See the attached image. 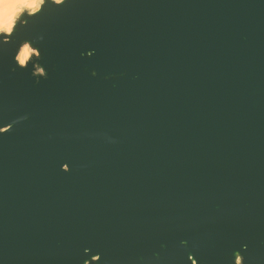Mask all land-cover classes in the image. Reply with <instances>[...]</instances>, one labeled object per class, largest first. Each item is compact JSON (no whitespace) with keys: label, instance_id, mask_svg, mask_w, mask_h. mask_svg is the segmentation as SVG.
I'll list each match as a JSON object with an SVG mask.
<instances>
[{"label":"water","instance_id":"water-1","mask_svg":"<svg viewBox=\"0 0 264 264\" xmlns=\"http://www.w3.org/2000/svg\"><path fill=\"white\" fill-rule=\"evenodd\" d=\"M0 264H264V0L22 9L0 31Z\"/></svg>","mask_w":264,"mask_h":264},{"label":"bare ground","instance_id":"bare-ground-1","mask_svg":"<svg viewBox=\"0 0 264 264\" xmlns=\"http://www.w3.org/2000/svg\"><path fill=\"white\" fill-rule=\"evenodd\" d=\"M34 1L32 0H0V23L6 22L7 25L13 20V12L18 8L20 5H29L33 6ZM36 10V9H35ZM10 28H7L8 32ZM29 56V49L27 46L21 48L17 59L19 63H24V61Z\"/></svg>","mask_w":264,"mask_h":264},{"label":"rangeland","instance_id":"rangeland-1","mask_svg":"<svg viewBox=\"0 0 264 264\" xmlns=\"http://www.w3.org/2000/svg\"><path fill=\"white\" fill-rule=\"evenodd\" d=\"M32 1L35 2L33 6H29V5H28V6H27V5H20V6H18V8H17V9L13 12V14H12V15H13V19H14V17H15L19 12H21L22 9H24V8H26V9H28V10H30V11H34L35 9H37L40 0H32ZM12 22H13V20L10 22L9 25H7L6 22L0 23V31L8 32L7 28H9V27L12 26ZM25 46H26V45H25ZM23 47H24V46H23ZM20 64H21V63H20ZM22 64H23V63H22Z\"/></svg>","mask_w":264,"mask_h":264}]
</instances>
